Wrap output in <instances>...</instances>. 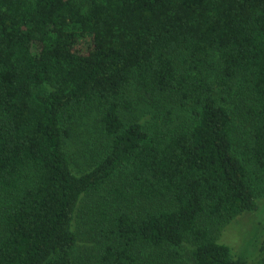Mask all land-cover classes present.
Segmentation results:
<instances>
[{"label":"trees","instance_id":"obj_1","mask_svg":"<svg viewBox=\"0 0 264 264\" xmlns=\"http://www.w3.org/2000/svg\"><path fill=\"white\" fill-rule=\"evenodd\" d=\"M261 198L264 0H0V264H248L207 221Z\"/></svg>","mask_w":264,"mask_h":264},{"label":"rangeland","instance_id":"obj_2","mask_svg":"<svg viewBox=\"0 0 264 264\" xmlns=\"http://www.w3.org/2000/svg\"><path fill=\"white\" fill-rule=\"evenodd\" d=\"M83 45L84 50L87 49ZM215 80V86L222 89L219 78ZM139 108H145L146 100L139 102ZM138 108V109H139ZM142 111V110H141ZM140 111V112H141ZM165 110L161 107L155 114V119L163 118ZM152 114L147 117L151 118ZM85 130H78L77 136L70 144V153L73 158V166L77 171L86 169L93 158L98 154L96 147L102 148V137L94 134L88 126H83ZM92 132V133H91ZM95 198L88 197L81 204V211L76 220V230L79 234L80 254L90 253L97 256L99 253V243L103 241L101 226L99 230L94 222L96 214L91 213L95 208ZM258 210L251 213H244L231 220L225 226L221 227L213 221H207V225L213 229L214 236L221 244L227 245L232 249L235 257H245L248 264H260L262 260V248L264 247V198L258 200ZM93 215V216H92Z\"/></svg>","mask_w":264,"mask_h":264}]
</instances>
